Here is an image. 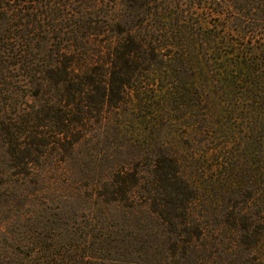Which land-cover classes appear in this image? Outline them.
<instances>
[{
    "label": "trees",
    "instance_id": "trees-1",
    "mask_svg": "<svg viewBox=\"0 0 264 264\" xmlns=\"http://www.w3.org/2000/svg\"><path fill=\"white\" fill-rule=\"evenodd\" d=\"M198 5L214 15L212 24L192 22L183 15L187 6L160 11L142 2L143 21L151 15L167 24L144 26L133 36L122 30L111 40L109 0H0V140L10 169L22 167L12 177L54 154L75 155L77 131L118 102L129 99L138 110L139 159H151L149 170L143 184H119L113 193L126 200L139 191L163 234L155 236L159 248L142 242L138 262L129 264H264V0ZM16 87L27 91V102ZM168 122L186 123L193 137L206 133L207 145L222 141L211 149L214 178L196 183L198 175L183 176L190 162L185 152L195 148L172 138ZM136 175L129 177L137 181ZM194 182L200 185H189ZM102 230L90 237L95 255L83 250L61 261L108 255Z\"/></svg>",
    "mask_w": 264,
    "mask_h": 264
},
{
    "label": "rangeland",
    "instance_id": "rangeland-1",
    "mask_svg": "<svg viewBox=\"0 0 264 264\" xmlns=\"http://www.w3.org/2000/svg\"><path fill=\"white\" fill-rule=\"evenodd\" d=\"M145 1H148L150 7L159 5L160 11L167 4L171 7L179 4L182 9L187 6L185 10L189 12L183 15L191 17L195 24H212L216 20L207 8L198 5L203 0H136L135 5H130L128 0H109L112 32L107 36L111 40L120 39L122 30L129 31L133 36L142 33L144 26L167 24V19L156 21V17L151 15L145 21L142 20L140 14L147 9V6H142ZM160 16L163 18L161 12ZM231 38L237 39L236 36ZM93 40L99 41L101 38L95 37ZM240 43L245 44L239 40L238 44ZM166 53L160 51L159 55ZM15 91L19 92L22 102H27V97H22L27 94L24 88L16 87ZM126 100V103L118 102V108L103 114L102 119H95L97 122L92 120L82 130L77 131L81 139L75 155L54 154L46 160H40L36 165L29 166L25 169V175L18 178L12 177V174L22 170V167L18 170L10 169L6 147H3L0 140V264H70L61 260L65 256L72 257L74 252L78 256L83 250L95 255L94 252L89 253L93 245L90 237L99 233V227L104 228L100 232L108 236L107 243L111 251L108 255H98V261L86 258L82 260L77 256L82 264L138 262L142 242H145L144 246L148 250L159 246L155 236L161 237L163 234L161 221L156 213H152L153 209L143 207L145 202L138 197L139 191L133 196L134 199L132 197L126 200L122 195L113 193L119 184H125V188L143 184L147 175L145 171L149 170L146 164L151 160L148 159L145 163L139 159L143 153L139 140L142 126L136 121L138 110L134 112L133 103ZM113 103L110 102L111 106H114ZM27 104L29 103H25ZM10 112L6 109L5 116ZM12 119H15L13 115ZM166 127L175 131L172 138L187 142L195 148L193 152H185V157L190 162L183 166L187 168L183 176L198 175L199 177L192 179L196 183L214 178L217 175L214 172L217 161L211 149L222 141L213 140L207 145L206 133L190 136L194 128L189 129L186 123L168 122ZM164 150L166 153L170 152L169 146L164 145ZM133 164L137 165V169L133 168ZM135 172L138 182L129 177ZM195 182L189 185H200ZM103 205L105 208L101 209ZM136 238L143 239L140 243ZM38 246L52 249V254H40ZM258 246L256 250L263 251V245ZM66 251L70 253L67 254ZM56 253L59 256L53 257ZM26 256L32 257L31 263L22 262V258ZM157 259L154 258V261ZM147 262L144 261L145 264Z\"/></svg>",
    "mask_w": 264,
    "mask_h": 264
}]
</instances>
